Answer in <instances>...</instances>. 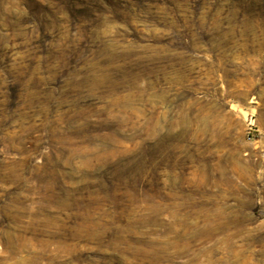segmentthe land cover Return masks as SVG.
<instances>
[{"label":"rangeland","instance_id":"obj_1","mask_svg":"<svg viewBox=\"0 0 264 264\" xmlns=\"http://www.w3.org/2000/svg\"><path fill=\"white\" fill-rule=\"evenodd\" d=\"M0 264H264V0H0Z\"/></svg>","mask_w":264,"mask_h":264}]
</instances>
